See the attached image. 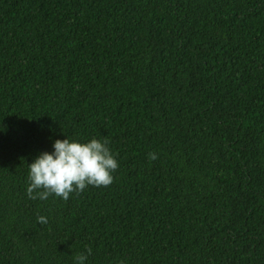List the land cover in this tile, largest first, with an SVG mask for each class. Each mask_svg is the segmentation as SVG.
Here are the masks:
<instances>
[{
    "label": "trees",
    "instance_id": "obj_1",
    "mask_svg": "<svg viewBox=\"0 0 264 264\" xmlns=\"http://www.w3.org/2000/svg\"><path fill=\"white\" fill-rule=\"evenodd\" d=\"M64 135L112 183L28 198ZM81 254L264 264V0H0V264Z\"/></svg>",
    "mask_w": 264,
    "mask_h": 264
},
{
    "label": "clouds",
    "instance_id": "obj_2",
    "mask_svg": "<svg viewBox=\"0 0 264 264\" xmlns=\"http://www.w3.org/2000/svg\"><path fill=\"white\" fill-rule=\"evenodd\" d=\"M108 139L69 138L52 141L50 152L44 151L27 164L25 194L30 199L46 200L50 195L62 200L69 194L82 191L86 186H108L118 167L115 154L108 147ZM156 159L155 153H148ZM37 223L46 224L45 216H37ZM90 253V249L88 250ZM86 257H75L74 264H84Z\"/></svg>",
    "mask_w": 264,
    "mask_h": 264
}]
</instances>
